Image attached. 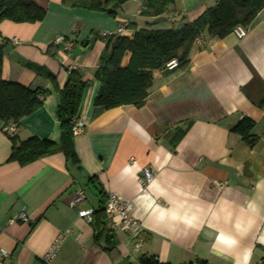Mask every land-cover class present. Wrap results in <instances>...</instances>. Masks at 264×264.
Returning <instances> with one entry per match:
<instances>
[{
    "label": "crops",
    "instance_id": "obj_1",
    "mask_svg": "<svg viewBox=\"0 0 264 264\" xmlns=\"http://www.w3.org/2000/svg\"><path fill=\"white\" fill-rule=\"evenodd\" d=\"M30 1L44 9L42 22L0 23L2 79L46 93L40 96L41 107L13 125L14 131H4L0 122V251L8 254L0 264H46L42 258L48 248L66 231L49 264H139L145 256L159 264L197 259L235 264L249 249V264H262L264 220L257 218L242 235L226 216L232 213L235 220L250 202L264 210V185L256 187L264 179V8L245 27L243 38L232 31L223 38L203 32L188 46L187 66L153 70L141 107L104 110L94 106L95 73L105 49L99 35L127 27L121 37L132 38L130 23L153 31L179 28L218 0H177L168 13L148 18L140 15L145 0H127L115 19L65 8L61 0ZM58 37L72 38L70 51L55 45ZM68 70L80 71L89 84L78 107L84 131L63 142L56 108ZM244 117L259 137L252 148L231 131ZM9 134L19 141H48L55 149L19 166L9 160ZM144 170L154 177L141 186ZM80 189L85 200L72 209ZM177 189L187 196H178ZM108 192L132 202V216L145 233L139 250L119 229L96 239L101 216L94 225L78 218V210L102 209ZM181 201L201 209L198 220L192 228L169 231L156 220L155 210L175 209ZM21 212L27 221L10 223ZM220 233L236 244L218 242Z\"/></svg>",
    "mask_w": 264,
    "mask_h": 264
},
{
    "label": "trees",
    "instance_id": "obj_2",
    "mask_svg": "<svg viewBox=\"0 0 264 264\" xmlns=\"http://www.w3.org/2000/svg\"><path fill=\"white\" fill-rule=\"evenodd\" d=\"M175 1L177 0H145L140 15L146 18L161 16L169 12ZM126 2L127 0H61V5L65 8L101 13L115 19L118 10ZM263 8L264 0H218L194 21L179 28L153 31L137 29L136 24L130 23L128 28L134 30L132 38L99 35V39L105 42V49L99 57L95 73L99 89L94 106H100L104 110L126 106L141 107L151 87L153 70L162 69L170 59H177L178 67L187 66L188 46L199 38L201 33L206 32L211 38H223L235 27L249 26ZM45 16L44 9L29 0H0V23L7 21L31 25L42 22ZM126 55H129V58L123 66L122 61ZM2 56L3 43L0 42V122L4 129L9 124L17 125L22 118L39 109L42 104L40 96L46 93L4 81L1 75ZM46 77L52 78L48 73ZM88 84L80 71L68 70L67 78L58 92L56 108V119L60 124L63 142H70L73 137L71 128L73 121L78 118L82 92ZM253 127V122L244 117L231 131L237 134L248 148H252L259 140V137L252 134ZM8 137L11 143L9 160L19 166L24 167L38 161L55 149L53 143L37 138L19 141L15 135L9 134ZM69 147L71 157V143ZM103 209L93 211L90 224H96L98 216L106 219ZM101 219L96 239L100 235L111 234ZM139 264L159 262L154 257L145 256L140 258ZM194 264L208 263L197 259Z\"/></svg>",
    "mask_w": 264,
    "mask_h": 264
},
{
    "label": "built area",
    "instance_id": "obj_3",
    "mask_svg": "<svg viewBox=\"0 0 264 264\" xmlns=\"http://www.w3.org/2000/svg\"><path fill=\"white\" fill-rule=\"evenodd\" d=\"M125 28L127 27H122L117 29L115 32H109V33H102V37H109L110 35H116V36H121L122 33L125 31ZM233 33H235L236 37L238 39L243 38L246 36V28L242 26L235 27L232 30ZM70 37H58L55 40V45H62L64 51H70L72 45H73V40ZM15 41V40H14ZM179 66V62L177 59H170L167 61L164 65L163 68L161 69L162 71H172L175 70ZM4 131H14V126L13 124H9L4 128ZM71 134L73 137H77L82 134L84 131V123L79 120L78 118L73 121V125L71 128ZM154 177L153 172L150 170H144L143 172V179L141 182V186H146L149 182L152 181V178ZM85 200V194L83 190H78L76 191L72 201H71V208L72 209H77L78 205L82 203ZM104 213L106 216V223L105 227L107 230L110 232H115L118 229L123 232V234L126 235L127 239L132 243L135 248V250H139L142 246V240L145 235L143 232L140 224L138 223L137 220H135L132 216V211H133V204L132 202L124 199L121 195H118L117 193H112L108 192L106 194L105 202H104ZM92 214L93 211L90 209L87 210H78L77 211V216L78 218L83 219L87 223H91L92 219ZM27 217L25 213L21 212L18 214V216L10 221V223H15V222H26ZM68 233H62L56 237V239L52 242L50 247L48 248L47 253L44 255L42 258V261L46 264L50 263V260L53 257V254L57 251L58 247L60 246L63 238L65 235ZM8 257V254L4 251H0V262L2 259ZM264 264V262L262 263Z\"/></svg>",
    "mask_w": 264,
    "mask_h": 264
},
{
    "label": "clouds",
    "instance_id": "obj_4",
    "mask_svg": "<svg viewBox=\"0 0 264 264\" xmlns=\"http://www.w3.org/2000/svg\"><path fill=\"white\" fill-rule=\"evenodd\" d=\"M127 171L128 169H125V172ZM262 185H264V179L257 183V189H260ZM176 194L178 196H187L186 193L181 192L179 189L176 190ZM192 199H195V197H192ZM200 211L201 209L198 207H187L186 204L181 201L177 203L175 209L157 208L155 210V215L156 220L159 223L165 224L169 231H175L180 225H183L185 228L194 227L195 222L198 220L197 213ZM262 211L264 210H262L255 202H250L247 208L242 210L244 213L243 215L238 216L233 220V214L229 213L226 216V222L231 223V226L236 233L247 235V233L256 226L257 218L264 220ZM217 241L227 246L235 245L237 242L232 236L223 233L217 235ZM260 242L264 243V237L260 239ZM250 258L251 249L246 251L242 261L239 259L235 260V264H249Z\"/></svg>",
    "mask_w": 264,
    "mask_h": 264
},
{
    "label": "rangeland",
    "instance_id": "obj_5",
    "mask_svg": "<svg viewBox=\"0 0 264 264\" xmlns=\"http://www.w3.org/2000/svg\"><path fill=\"white\" fill-rule=\"evenodd\" d=\"M183 1H186V0H183ZM191 1H195V0H191ZM87 193H88V191H87ZM88 195V197H89V194H87Z\"/></svg>",
    "mask_w": 264,
    "mask_h": 264
}]
</instances>
